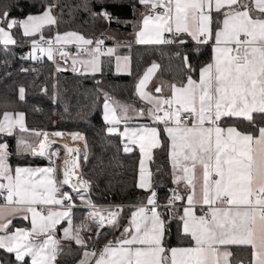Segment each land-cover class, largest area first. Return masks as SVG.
<instances>
[{"label":"snow or ice","instance_id":"snow-or-ice-1","mask_svg":"<svg viewBox=\"0 0 264 264\" xmlns=\"http://www.w3.org/2000/svg\"><path fill=\"white\" fill-rule=\"evenodd\" d=\"M137 2L146 11L136 21L135 43L166 46L180 70L165 79L168 70L152 61L136 79L131 102L116 99L102 79L105 67L113 65L116 75H133L130 55L118 52L130 50V42L108 47L106 39L114 37L77 31L45 37L46 28L59 25V0H48L41 14L23 19L11 15L17 3H0L4 52L17 44L13 30H19L34 38L23 59L46 57L54 68L50 79L71 70L94 80L90 110L102 103L105 134L119 138L118 152L138 150L135 187L144 193L127 206L97 204L93 181L84 178L81 165L89 159L87 137L30 129L26 113L5 99L0 101V250L16 264H59L61 256L72 254V245L79 255L75 264H264V0ZM94 4L100 11L91 10ZM82 7L93 20L118 21L105 0H83ZM203 49L210 50L208 60L194 65L192 53L199 56ZM52 88L55 101L58 81ZM42 92L49 94L47 85ZM26 95L19 86L18 101ZM13 136L15 151L2 139ZM56 139L83 143L54 148ZM158 151L166 155L173 185L163 201L161 168L149 166ZM13 156L45 158L48 165L14 166ZM79 209L84 211L77 221ZM17 220L30 227H17Z\"/></svg>","mask_w":264,"mask_h":264},{"label":"trees","instance_id":"trees-1","mask_svg":"<svg viewBox=\"0 0 264 264\" xmlns=\"http://www.w3.org/2000/svg\"><path fill=\"white\" fill-rule=\"evenodd\" d=\"M47 2L48 0H0V3H17L18 6L11 8L10 11L13 17L21 19L30 14H41ZM59 4L60 7L55 10L59 19L58 27H53L51 30L46 28L44 33L77 31L93 38L100 37L101 33H104L105 37H113L114 32L131 33L133 22L138 17L137 10L142 7L137 0H105L107 11L118 18V21L114 20L109 25L102 19L93 20L89 12L83 9V0H59ZM91 10L100 11V5H92ZM13 33L17 45L9 47L10 51L7 53L0 46V101L5 99L12 101L15 103V110L25 112L26 123L30 129L50 133L59 131L64 134L80 132L87 137L89 159L87 162L81 161V165L84 178L93 181L91 196L97 204L127 206L138 203L144 196V193L135 187L139 152L130 154L118 152L119 138L106 136V125L102 119V103L98 101L96 107L90 110L94 80L76 75L71 70L59 73L55 76V80L50 79L49 77L54 74L51 62L47 61V58H43L42 64L40 61L23 59L26 57V46L31 44L32 39L24 37L19 30L14 29ZM106 44L115 43L113 39H106ZM161 48L165 52L163 56L160 52ZM209 52L210 50L203 49L199 56L192 53V63L196 65L206 62ZM123 53L131 57L133 75H116L113 67L111 70L105 67V75L102 77L103 87L114 97L132 94L136 79L152 61L160 63L164 69L168 70L164 73L165 79H171L172 75L180 70V61L169 58L170 51L166 46H131L130 50L127 47L124 48ZM22 68L28 71L22 72ZM56 81L59 84V98L54 101L52 84ZM44 85L48 87V95L42 92ZM19 86L26 88L27 95L24 102L17 99ZM2 139L7 140L10 149L15 151V136ZM11 162L13 165L17 163L29 165L45 161L30 156L24 158L13 156ZM157 166L162 168L168 166L166 155L159 151L155 157V163L152 164L153 171ZM157 179L161 185H164L159 190L160 199L163 201L167 195L166 189L172 185L164 171L158 173ZM66 190L69 189L66 188ZM126 210H128L127 207ZM83 211V209L77 210V221L81 218ZM111 238L112 234L109 233L107 239ZM171 243L176 244L174 227ZM63 246L67 249L68 243ZM77 259H79L78 249L72 245V254L61 256L59 264H75ZM0 261H4V264H16L14 256L4 253L3 250H0Z\"/></svg>","mask_w":264,"mask_h":264},{"label":"crops","instance_id":"crops-1","mask_svg":"<svg viewBox=\"0 0 264 264\" xmlns=\"http://www.w3.org/2000/svg\"><path fill=\"white\" fill-rule=\"evenodd\" d=\"M144 11H146V9H144L143 7H141L140 9H138L137 10V20L140 18V15H141V13L142 12H144ZM34 15H38V14H34ZM137 20H135L134 22H133V31L131 32V33H128V34H123V33H121V34H117V33H115L114 32V34H113V37L115 38L113 41H114V43L116 44V43H128V42H130L131 43V46H155V45H138V44H136L135 43V35H134V28H135V25H136V21ZM44 35H45V37H51V36H53L54 34H49V33H44ZM28 38H31V39H34L33 37H28ZM115 44H113V45H108V47H113V46H115ZM17 45V44H16ZM16 45H9L8 47H13V46H16ZM28 45H31V44H28ZM1 47H3V45H0ZM157 47H160V46H157ZM124 48H126V47H121V48H119L118 49V52H119V54H121V55H126V54H124L123 53V49ZM31 52V50L28 52V54ZM46 58V57H45ZM34 61V60H33ZM107 67V66H106ZM131 67H132V64H131ZM113 70H114V72H115V69H114V65H113ZM159 75V74H158ZM151 86V85H150ZM134 91V90H133ZM116 99H118V100H122V101H129V102H131V101H134L136 98L133 96V92H132V94H128L127 96H116L115 97ZM50 133V132H49ZM24 135H27V134H24ZM30 139H35L34 137H31ZM15 146L14 147H16V137H15V144H14ZM58 147V146H57ZM60 147V146H59ZM138 151V150H137ZM36 159H42V160H44L45 162L44 163H40V162H37L36 164H29L30 166H39V167H45V166H47L48 165V161L45 159V158H36ZM15 166V165H14ZM150 168L152 169V163H150ZM161 168V173H163V171L166 173V175H167V172H168V166L166 167V168H162V167H160ZM153 170V169H152ZM168 176V175H167ZM172 187H173V185H172ZM78 214V213H77ZM14 224L17 226V227H30V225L28 224V222L27 221H20V220H17V221H14ZM116 235H118V233H116ZM63 244H65V243H68L67 241H64V242H62ZM237 255L238 256H241V257H243V253H237ZM27 259V258H26Z\"/></svg>","mask_w":264,"mask_h":264},{"label":"bare ground","instance_id":"bare-ground-1","mask_svg":"<svg viewBox=\"0 0 264 264\" xmlns=\"http://www.w3.org/2000/svg\"><path fill=\"white\" fill-rule=\"evenodd\" d=\"M68 143L70 147H78L81 146L82 144L80 142H71L66 139H56L54 146H62L63 144Z\"/></svg>","mask_w":264,"mask_h":264},{"label":"built area","instance_id":"built-area-1","mask_svg":"<svg viewBox=\"0 0 264 264\" xmlns=\"http://www.w3.org/2000/svg\"><path fill=\"white\" fill-rule=\"evenodd\" d=\"M106 46H108V45L106 44ZM31 47H32L31 45H27V46H26V50H27V51H26V56L28 55V52L31 50ZM40 64H42L41 61H40Z\"/></svg>","mask_w":264,"mask_h":264},{"label":"rangeland","instance_id":"rangeland-1","mask_svg":"<svg viewBox=\"0 0 264 264\" xmlns=\"http://www.w3.org/2000/svg\"><path fill=\"white\" fill-rule=\"evenodd\" d=\"M111 47V46H110ZM65 135H67V134H65ZM76 142H80L81 144L83 143L82 141H76ZM55 147H57V146H54V148ZM59 147V146H58ZM61 147V146H60ZM60 156L61 157H63L64 156V152H63V150H61V153H60ZM58 162H60V161H58Z\"/></svg>","mask_w":264,"mask_h":264}]
</instances>
